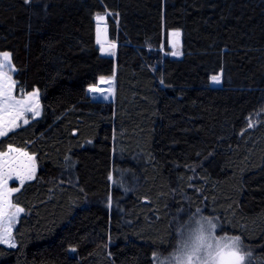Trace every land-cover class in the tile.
<instances>
[{
  "label": "trees",
  "instance_id": "16d2710c",
  "mask_svg": "<svg viewBox=\"0 0 264 264\" xmlns=\"http://www.w3.org/2000/svg\"><path fill=\"white\" fill-rule=\"evenodd\" d=\"M171 30L182 56L155 51ZM5 51L42 114L0 151L41 169L12 196L24 213L0 264H154L205 215L264 264V0H0ZM102 78L113 101L89 92Z\"/></svg>",
  "mask_w": 264,
  "mask_h": 264
},
{
  "label": "rangeland",
  "instance_id": "374dc122",
  "mask_svg": "<svg viewBox=\"0 0 264 264\" xmlns=\"http://www.w3.org/2000/svg\"><path fill=\"white\" fill-rule=\"evenodd\" d=\"M105 14L106 13L99 14V15L103 16ZM107 19H108V15L106 16V19L104 21H100V22L97 21L96 39H97V43L99 46L102 44L113 43L115 45V48L111 50L113 54H111V55L108 54V56L115 57L116 56V50L118 48V43L115 41H112L110 39L109 25L107 23ZM98 24L107 25L108 35H109L107 40H101L99 38V36L97 35V34H99ZM174 32H179L180 36L179 37L173 36L172 33H174ZM158 50L161 51L163 57H166V56H170V57L182 56L183 52H182V34H181V31L171 30V31L167 32L165 35V41H164L163 45H161V47L155 51H158ZM173 52H179L180 54L179 55H172ZM3 71L8 73V75L11 77V81H14V84L12 85V95L15 97V100L21 101L22 107H24V108L31 107V108L35 109V111H24L23 112L22 118L17 121V123L19 124V127L13 128V130H15V129L20 128L21 126L26 125L25 123H23L24 119H27V121L29 123L33 119L41 116V114H42L41 93L38 90H33L31 92H26L23 90L19 91L17 88V82L14 79V73L16 71L15 67L13 69L5 68V69H3ZM218 75L220 76V82L219 83L213 82V80L211 78V84L213 86H222L223 85V72L219 73ZM214 76H216V75H214ZM11 81L9 83H11ZM100 81H106V84L101 85L98 83L97 85L89 88V92L92 95L93 99L100 100V101H113L114 96H115L114 78H107V79L102 78ZM109 81H111V83H109ZM90 89H93V91H90ZM37 112H38V115L36 114ZM259 116H258V118H259ZM11 147L15 148V149H19L20 152H26V153H28L29 156L35 157V178L34 179H36L39 176L40 169H41L40 164H39L36 156L33 154H30L26 149H21V148L14 147V146H11ZM8 151H9V147L6 151H0V153L8 152ZM20 152H9V156L7 157V159L9 161L10 167H3V158H0V184H2L3 181L6 179L8 189H13V188L19 187V190H20V188L24 184H26L28 181L34 180V179L28 180L25 178L23 185L22 186L20 185V180L17 178V173L21 172L22 170L18 167V164L20 162H26V158L23 157L22 155H20ZM15 193H17V192H13L10 195L11 204L14 205L15 207H8L4 210L3 214H0V234H2L4 232L5 227H9L10 228V241L16 245V239H15L14 231H15L16 224H17L20 216L24 213V211L17 213L13 222L10 225L8 224V220L10 218H12L13 213H15V208L16 207L22 208L21 206L16 205L12 201V196ZM198 219L199 220L197 222H195L196 224L194 226H192L190 228L191 225H189L190 229L184 230L183 232H179L177 240L174 241L173 247L170 248L167 253H162L161 251L156 253L155 259H154V264H183V260H181V261L174 260L173 259L174 255L183 257L184 246L187 245V249L190 250L196 243H198V238L201 236H203L205 239H207L211 235V237L214 238L212 240L213 243L218 241L222 244L223 243H230L231 238L237 237V236H233V235L224 234L223 232H221L220 231L221 227H220L219 221H217L215 218H211V217L205 215V216L199 217ZM213 224L215 225V228H212ZM240 242H241V247H242V254H245V256H246L245 264H251L253 262L254 258L250 257V259H249V257L247 256L248 252L245 250L244 243L241 239H240ZM0 243L6 245L8 247H11L9 243H3V242H0Z\"/></svg>",
  "mask_w": 264,
  "mask_h": 264
},
{
  "label": "snow or ice",
  "instance_id": "6c2138e0",
  "mask_svg": "<svg viewBox=\"0 0 264 264\" xmlns=\"http://www.w3.org/2000/svg\"><path fill=\"white\" fill-rule=\"evenodd\" d=\"M32 0H25V3H30ZM107 15L111 13H106L105 15H99L95 17L98 22L104 21ZM173 36L179 37V32L172 33ZM115 48V45H110L109 49H106V54H113L111 49ZM179 52H173L172 55H179ZM13 69L12 64V53L11 52H0V137L7 136L9 132L13 130L14 127H19L17 123L23 116L24 111H35V109L28 107H22L21 101L15 100L12 95V85L14 81H11V77L3 69ZM213 82L219 83L220 76L216 75L212 77ZM11 81V83H9ZM111 83V81H109ZM93 91V89H90ZM38 115V112L36 113ZM23 123L27 124V119L23 120ZM253 125L249 123V127ZM9 152H20L19 149L12 148L9 146L8 152L0 153V158H3V167H10L7 157ZM20 155L26 158V162H20L18 167L22 170L17 173V178L20 180V185L22 186L25 178L28 180L35 178V157L29 156L26 152H20ZM19 187L8 189L6 179L0 184V214H3L4 210L8 207H15L11 204L10 195L13 192H18ZM22 208L16 207L15 213H13L12 218L8 220L10 225L16 214L23 212ZM215 228V225H212ZM214 238L209 236L205 239L203 236L198 238V243H196L190 250L187 249V245L183 249V257L175 256L173 257L176 261L183 260V264H245L246 256L242 254V247L240 242V237L231 238L230 243H213ZM0 242L9 243L10 246L15 247V244L10 241V228L5 227L4 232L0 234ZM247 256L251 257V253L248 252Z\"/></svg>",
  "mask_w": 264,
  "mask_h": 264
},
{
  "label": "bare ground",
  "instance_id": "6f19581e",
  "mask_svg": "<svg viewBox=\"0 0 264 264\" xmlns=\"http://www.w3.org/2000/svg\"><path fill=\"white\" fill-rule=\"evenodd\" d=\"M98 32L97 34L101 40H107L108 39V27L105 24H98Z\"/></svg>",
  "mask_w": 264,
  "mask_h": 264
},
{
  "label": "water",
  "instance_id": "95a60500",
  "mask_svg": "<svg viewBox=\"0 0 264 264\" xmlns=\"http://www.w3.org/2000/svg\"><path fill=\"white\" fill-rule=\"evenodd\" d=\"M96 41H97V39H96ZM112 44L113 43H108V44H102V45H100L99 46V48H100V54L101 55H108V54H106L105 50L106 49H109L110 45H112ZM112 49H114V48H112ZM105 83H106V81H100L99 82V84H101V85H104Z\"/></svg>",
  "mask_w": 264,
  "mask_h": 264
}]
</instances>
